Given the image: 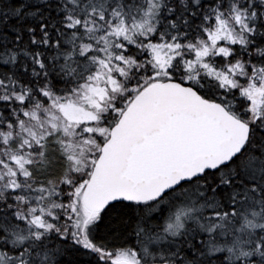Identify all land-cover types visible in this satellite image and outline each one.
Instances as JSON below:
<instances>
[{
    "label": "snow or ice",
    "instance_id": "obj_1",
    "mask_svg": "<svg viewBox=\"0 0 264 264\" xmlns=\"http://www.w3.org/2000/svg\"><path fill=\"white\" fill-rule=\"evenodd\" d=\"M0 264H264V0H0Z\"/></svg>",
    "mask_w": 264,
    "mask_h": 264
}]
</instances>
